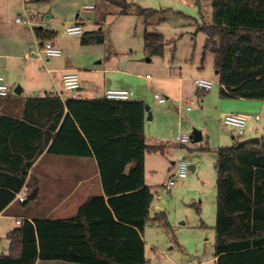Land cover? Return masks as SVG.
Segmentation results:
<instances>
[{
    "label": "trees",
    "instance_id": "trees-1",
    "mask_svg": "<svg viewBox=\"0 0 264 264\" xmlns=\"http://www.w3.org/2000/svg\"><path fill=\"white\" fill-rule=\"evenodd\" d=\"M107 1L118 3L121 15L135 8L146 27V55L163 56L167 40L147 29L157 10ZM212 10V21L196 31L206 35L204 50L214 55L221 97L264 100V0H212ZM34 34L41 43L57 37L42 27ZM82 35L85 46L106 40L98 30ZM146 107L143 101L105 97L21 100L11 92L0 99V214L24 187L30 192L23 207L38 199L39 189L28 179L45 152L94 159L104 191L88 197L72 218L24 219L8 233L9 253L0 255V264H148L144 231L156 195L145 183V158L163 154L170 145L147 144ZM260 141L258 146L236 141L214 151L215 264H264V135ZM163 218L161 212L153 219Z\"/></svg>",
    "mask_w": 264,
    "mask_h": 264
},
{
    "label": "rangeland",
    "instance_id": "rangeland-1",
    "mask_svg": "<svg viewBox=\"0 0 264 264\" xmlns=\"http://www.w3.org/2000/svg\"><path fill=\"white\" fill-rule=\"evenodd\" d=\"M25 1L0 0V76L5 77L10 90L14 92L20 86L24 97L51 93L54 85L60 87L62 80L60 73H51L53 69H71L78 72L85 87L84 95H102L93 87L98 85L104 90V82L114 89L133 91L132 99L143 101L152 114V120L146 122L148 140H163L170 145L167 155H149L147 159L146 179L156 195L152 219L144 231L148 264H215L217 172L214 151L232 145L230 139L222 142L223 132L230 136H236L237 132L224 125L222 111L243 110L234 106V99L221 97L214 55L204 50L206 35L196 31L199 24L212 21V0H122L159 12L147 29L164 35L168 44L163 56L152 57L150 62L144 51L143 19L136 15L135 8L129 15H121V6L107 0L27 2L29 12L42 13L46 20L53 19L51 29L57 33L54 42L64 55L44 57L42 61L36 60V55H32V60L12 58L37 51L41 43L33 40L29 27L15 23L24 14ZM91 5L95 7L93 13L85 8ZM77 22L86 23L82 26L84 32L102 31L105 43L82 45V34L66 32ZM196 77L212 81V90L197 94ZM156 94L169 98L159 104L154 97ZM187 101H194L191 110L187 109ZM261 115L256 125L259 137L264 135V110ZM194 130L205 133L204 143L192 142ZM182 135L190 137L189 143L179 144L178 138ZM248 135L247 132L244 138ZM205 144L210 152L200 151ZM180 160L198 169H190L186 179L176 180V185L168 189L169 180L176 179L174 163ZM58 170L60 167L47 168L44 162L35 167L33 176L41 181L42 201L34 203V209L42 208L46 185ZM30 184L35 185L34 179ZM87 186L84 184L76 196L86 193ZM158 198L163 203L161 208H155ZM161 212L166 219L154 220ZM14 226L15 221L0 220V255L9 253L7 235Z\"/></svg>",
    "mask_w": 264,
    "mask_h": 264
},
{
    "label": "crops",
    "instance_id": "crops-1",
    "mask_svg": "<svg viewBox=\"0 0 264 264\" xmlns=\"http://www.w3.org/2000/svg\"><path fill=\"white\" fill-rule=\"evenodd\" d=\"M29 1L34 2L37 0H26L25 1L24 14L25 13L28 15L29 14H37V15L44 17L45 15L42 13L40 14V13H36L33 11L29 12L27 10L26 5H27V2H29ZM28 4L30 6H32V4H30V3H28ZM87 7H93V9H90V10L87 9L88 11H92V13L95 10V7L92 5L87 6ZM50 20H51V24L49 26L42 27V28H44V29L48 28L47 30L54 31L53 29H51L53 26V19L50 18ZM76 24H78L82 27L86 23L77 22ZM151 25H153L152 22H151ZM30 29L32 30L31 36H32L33 40H35L36 37L34 34V30L32 28H30ZM83 33H84V31H83ZM52 42L54 43V45L57 48H59V46L54 41H52ZM60 50L62 51V53L64 55L63 50L62 49H60ZM22 51H23V49L20 48V52H22ZM27 54H29V53L26 52L23 56L20 55L19 57L12 56V58H15V59L20 58L23 60H32L33 57L31 59H25V56ZM63 55L61 57H63ZM9 57L10 56H7V58H9ZM54 58H60V57H54ZM35 59L39 60L37 58H35ZM65 71H67V69H60V70L53 69L52 72L50 71L51 73H60L62 75L60 87H58L57 85H54L55 89L51 93H46V94H43L41 96H28V97H42V96H46V95H57V96H59V94L63 92V75H64ZM180 80H182V79H180ZM5 81H6V79H5ZM80 85H81V89L79 92L80 98L104 97V93L106 90L114 89L113 87L108 86L107 82H104V90H102L101 87L98 85H95V87H93V88H96V89H94V91L102 92V95L91 96V95H84L83 94L85 87L82 86L81 80H80ZM92 85H94L93 82L91 83V87H92ZM115 89H120V88H115ZM124 90H126V89H124ZM11 92H13V91H11ZM202 93H205V92H202ZM202 93H201V91L197 90V94L202 95ZM23 94H24V89H22L21 95H17V96H19V98L21 100L27 99L28 97H24ZM168 98L169 97H166V99H168ZM62 99L65 100L67 98L65 97ZM230 99H234V101H236V104L234 106L240 110H243V111H232L233 109H230L227 111H222V113H221L223 116L222 120L228 114H244V115H249V116H253V117L259 116V118H260L259 120H250L249 123H251V124H248L247 131H246V133L248 132L249 135L246 136L245 138L243 137L240 139L243 141V140L250 139V138H256V137L260 138L259 136L256 135L257 130H258L256 128V125H257V122L261 121V119H262L261 114H262V111L264 110V100H245V99H239V98H230ZM201 102L203 103V99L201 100ZM21 110H22V108L20 107L17 109V112L18 111L20 112ZM145 134H146V125H145ZM202 134H203L202 142L204 143L205 142V133L202 132ZM220 139L222 140V142H227V140L230 139L232 144H234L238 140L237 132H236V136H234V135L230 136L227 132H223L220 136ZM146 141H147L148 145H156V146H159L160 144L169 145V143L164 142L163 140L152 139L149 141L147 138V135H146ZM242 141H240V142H242ZM224 144H227V143H224ZM202 147H204V146H202ZM167 151H168V149H165L163 154H151V155L164 156V155H167V153H168ZM148 156L149 155H147L145 158V170L146 171H147L146 166H147ZM192 160L193 159H191V161ZM43 162L47 166V168H49V167H51V168L60 167V170H58V172H56L55 177L49 181V184L46 185V191L47 192L45 193L46 195H44L43 206H42V208H40L38 210V208L34 209L33 205H34V203H40L42 201L41 200L42 199V197H41L42 190H41V187L39 185V184H41L40 183L41 181H39L38 178L33 176V171L38 164L43 163ZM176 163L177 162H175L174 165ZM191 166H193V170L191 169L192 171H196L198 169L196 165H191ZM46 171H47V169H46ZM146 171H145V173H146ZM146 175H147V173L145 174V183L149 188H151V186H149L147 183V179H146L147 176ZM49 176H50V174H49ZM51 177H53V175ZM32 179H34L35 184L37 185V187L39 189L38 199L25 208H23L21 203H19L18 201L15 200V202H13L3 213L0 214V220L4 219L7 221H10V220L15 221L16 226H14V228L11 229V231L18 228L24 219L33 221L35 219L63 220V219L72 218V217L76 216L80 206L85 202V200L88 197L93 196V195H103L104 194L102 182L100 179L98 164L94 159H87V158L75 157V156L71 157V156H62V155H52V154H48L45 152L39 157V159L35 163L33 169L31 170L30 176L28 179V183H30V181ZM84 184L88 185L86 188V193L83 192L82 194L76 196L77 191L79 189H81V187H83ZM158 202H159V204H157L155 206V208H157V207L161 208L160 204H163L159 200V198H158ZM35 207H37V206H35ZM36 264H74V263H68V262H64V261H44L43 262V261L38 260Z\"/></svg>",
    "mask_w": 264,
    "mask_h": 264
},
{
    "label": "built area",
    "instance_id": "built-area-1",
    "mask_svg": "<svg viewBox=\"0 0 264 264\" xmlns=\"http://www.w3.org/2000/svg\"><path fill=\"white\" fill-rule=\"evenodd\" d=\"M86 9H93V7H85ZM16 24L24 25L33 30L39 27H46L51 24V20H46L43 16L37 14H23L20 15L16 21ZM69 35H80L83 34V28L75 24L73 26H69L66 30ZM32 55H36L35 58L39 60H43L44 57H61L63 55L62 51L57 48L52 41H46L40 43L39 49L31 50L29 54L25 56V59H31ZM194 84L197 90L201 92H209L212 90L214 83L208 79L196 77L194 78ZM81 89L80 85V77L76 70H67L63 75V92L59 94L61 98H72L77 99L80 98L79 92ZM11 95V90L7 85L5 78L0 76V99L7 98ZM104 97L109 100L114 101H128L134 97V92L130 90L124 89H108L104 93ZM155 99L159 104H164L166 102V98L160 97L159 95H155ZM188 110L192 109V105H194V101L187 102ZM259 116H249L244 114H228L223 118V122L225 125L233 127L237 130L238 138H243L246 129L250 120H259ZM190 141V137L188 135H182L178 138L179 144H187ZM176 172L174 177L176 179H170L167 185L168 189L173 188L176 185V180H183L188 177L190 174V166L186 161L180 160L175 164ZM30 189L28 187H24L23 190L18 193L15 197V200L19 203H25L28 201ZM20 223V222H19Z\"/></svg>",
    "mask_w": 264,
    "mask_h": 264
},
{
    "label": "water",
    "instance_id": "water-1",
    "mask_svg": "<svg viewBox=\"0 0 264 264\" xmlns=\"http://www.w3.org/2000/svg\"><path fill=\"white\" fill-rule=\"evenodd\" d=\"M147 61L150 62L151 58H148ZM216 74H218L217 71H216ZM21 93H22V88L20 86L16 87L15 90H14V94L21 95ZM146 111L148 113L147 120L148 121L152 120V114L150 112V108L146 107ZM202 140H203L202 131L194 130L192 132V142L193 143H200V142H202ZM260 144H261L260 138H257V137L256 138L246 139V140H243L242 142H240V146H247V145H257L258 146ZM191 167L190 168L193 170V166H191ZM160 206H163V204H160Z\"/></svg>",
    "mask_w": 264,
    "mask_h": 264
}]
</instances>
